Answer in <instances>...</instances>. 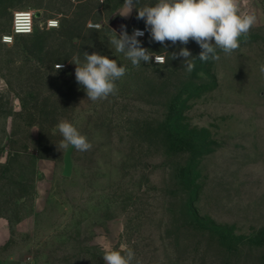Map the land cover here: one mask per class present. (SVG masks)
<instances>
[{"label": "rangeland", "instance_id": "rangeland-1", "mask_svg": "<svg viewBox=\"0 0 264 264\" xmlns=\"http://www.w3.org/2000/svg\"><path fill=\"white\" fill-rule=\"evenodd\" d=\"M122 4L0 0V264H105L109 245L133 264H264V0L245 1L256 23L230 55L201 61L194 41L146 31L141 46L168 61L139 67L109 43ZM18 10L37 13L36 31L5 44ZM136 15L129 35L145 30ZM181 47L191 72L171 59ZM84 52L127 67L115 95L87 98L73 63ZM61 120L92 145L73 151L71 177Z\"/></svg>", "mask_w": 264, "mask_h": 264}, {"label": "clouds", "instance_id": "clouds-1", "mask_svg": "<svg viewBox=\"0 0 264 264\" xmlns=\"http://www.w3.org/2000/svg\"><path fill=\"white\" fill-rule=\"evenodd\" d=\"M139 0H123L122 8L117 13L128 17L135 10L136 19L144 20L145 31L151 40L164 44L170 41L173 45L179 42L187 45L190 40L201 48L198 59L208 61L209 58L218 60L217 50L226 55L240 47V39L246 38L256 23V15L246 7H242L241 0H157L154 5L137 7ZM121 33L110 39L109 43L115 51L124 54L133 67H139L141 62H155L165 64L167 56L151 52L141 46L138 37L145 31L134 29L129 35L126 26H121ZM183 58V66L191 72L195 65L193 56L187 47H181L178 53H173L171 59ZM76 82L84 89L89 100L95 102L107 99L118 91L117 81L128 71L126 66L119 65L117 60L97 52H84V62L79 56L73 62ZM57 71L63 65L57 64ZM260 71L264 73V65ZM62 136V145L76 151H88L92 145L87 137L69 121L61 120L57 125ZM135 253L131 248L121 246L119 250L110 245L104 248L103 260L105 264H133Z\"/></svg>", "mask_w": 264, "mask_h": 264}, {"label": "built area", "instance_id": "built-area-1", "mask_svg": "<svg viewBox=\"0 0 264 264\" xmlns=\"http://www.w3.org/2000/svg\"><path fill=\"white\" fill-rule=\"evenodd\" d=\"M103 2V0H100ZM36 12L31 10H18L13 14L11 31L4 35L2 40L5 44H13L14 40L17 37L21 36H29L35 33L36 31ZM100 25H92V27H99ZM59 27V21L57 19H49L45 23V28L47 29H55ZM134 29H140L141 31H145L140 27H133ZM146 37V31L144 36L138 37V39H144ZM154 64L158 65L155 60ZM162 65V64H160Z\"/></svg>", "mask_w": 264, "mask_h": 264}, {"label": "water", "instance_id": "water-1", "mask_svg": "<svg viewBox=\"0 0 264 264\" xmlns=\"http://www.w3.org/2000/svg\"><path fill=\"white\" fill-rule=\"evenodd\" d=\"M132 15V14H131ZM131 15L128 17H122L119 14L116 15L110 22V26L117 31L119 34L121 33L122 29L121 26L124 25L126 28L128 27L127 21L131 19ZM37 16V13H36ZM136 25V19H133L131 21V26ZM74 148L70 147L69 150H67L65 158H64V170H63V176L65 177H71L73 174V154Z\"/></svg>", "mask_w": 264, "mask_h": 264}, {"label": "trees", "instance_id": "trees-1", "mask_svg": "<svg viewBox=\"0 0 264 264\" xmlns=\"http://www.w3.org/2000/svg\"><path fill=\"white\" fill-rule=\"evenodd\" d=\"M75 37H77V35H72V38H75ZM156 66H158V65H156ZM42 133H43V128H42ZM162 133L164 134L163 136H165L169 140H172V139H174V137H177L180 140L179 144L183 142V137H181L182 135H180L179 133L174 132L173 129L171 127H169V126ZM198 145H199V143H198ZM200 150H202V148L201 147H197V152H199ZM197 156H198V158H200L202 155H197ZM184 179H186V178L183 177L182 180H184ZM184 182H188V179L184 180Z\"/></svg>", "mask_w": 264, "mask_h": 264}, {"label": "crops", "instance_id": "crops-1", "mask_svg": "<svg viewBox=\"0 0 264 264\" xmlns=\"http://www.w3.org/2000/svg\"><path fill=\"white\" fill-rule=\"evenodd\" d=\"M245 1H247V0H241L242 7L244 6ZM3 226H5L4 223H0V227L3 228Z\"/></svg>", "mask_w": 264, "mask_h": 264}, {"label": "flooded vegetation", "instance_id": "flooded-vegetation-1", "mask_svg": "<svg viewBox=\"0 0 264 264\" xmlns=\"http://www.w3.org/2000/svg\"><path fill=\"white\" fill-rule=\"evenodd\" d=\"M129 21H130V20L127 21V24H129Z\"/></svg>", "mask_w": 264, "mask_h": 264}]
</instances>
